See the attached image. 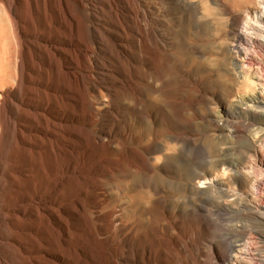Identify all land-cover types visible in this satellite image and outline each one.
<instances>
[{"label":"rangeland","instance_id":"rangeland-1","mask_svg":"<svg viewBox=\"0 0 264 264\" xmlns=\"http://www.w3.org/2000/svg\"><path fill=\"white\" fill-rule=\"evenodd\" d=\"M192 1L146 0L155 3L154 33L143 41L126 24L130 51L122 50L123 69L110 58L109 92L93 120L72 93L99 86L96 66L71 67L59 51L56 60L42 55L22 137L0 138L6 264H95L90 249L121 244L120 226L109 239L102 234L107 211L95 215L97 201L108 208L121 193L144 192L150 205L131 213L135 255L149 243L151 264H225L232 254L234 264H264V112L235 104L250 92L237 66L255 52L237 37L240 20L230 19L225 0H205L200 14ZM114 2L113 13L124 15L122 0ZM93 6L96 20L76 3L78 38L99 47L93 24L105 40L114 27L110 10ZM66 38L62 25L54 42ZM71 170L81 178L68 179Z\"/></svg>","mask_w":264,"mask_h":264},{"label":"bare ground","instance_id":"bare-ground-1","mask_svg":"<svg viewBox=\"0 0 264 264\" xmlns=\"http://www.w3.org/2000/svg\"><path fill=\"white\" fill-rule=\"evenodd\" d=\"M76 1L78 8L86 17L97 19L94 12L95 0H0V138L22 137L27 124L28 110L31 107L28 93L29 84L32 80L37 81V74L43 70V58L47 61L56 60L57 51L66 54L69 66L87 69L94 64L97 69L96 77L99 86H91L90 90L82 89L72 93V99L80 101V107L85 111L90 120L95 118L91 109L107 99L109 89L105 84L110 58L118 64L120 69L124 68L121 62L122 50L129 52V46L125 43L126 24L131 23L132 29L139 35L141 41L154 33L152 15H154L152 4L146 0H122L125 6V14H114L112 9L114 0H98L103 6L110 10L114 31L112 38L104 39L101 34L102 27L93 24L94 31L100 46L90 45L87 40L80 41L82 30L80 21L76 15ZM195 10L199 12L205 0H193ZM225 8L231 20L239 19L237 26V37L251 46L255 52V58H245L237 66L238 74L246 77L250 86L248 94H239L235 97V104H245L252 116L259 111L264 112V0H225ZM75 9V13H74ZM83 14V15H84ZM200 14V12H199ZM239 15V16H237ZM84 18V17H82ZM44 21V24H43ZM65 26L67 38L63 46H57L55 38L60 35V26ZM243 26V27H242ZM43 29V30H42ZM115 37H121L123 42L116 43ZM140 39H135L138 43ZM57 47H62L58 49ZM97 54H99L97 56ZM90 67V66H89ZM247 67V72L243 68ZM73 68L67 69L69 77H74ZM87 106V107H86ZM79 117L80 115H76ZM257 139V131H254V142ZM1 172V170H0ZM68 179L81 178L75 170H71ZM264 191V184L262 185ZM102 190V196H105ZM142 198L138 193L128 195L121 193V198H116L113 206L104 208L102 200L97 201L94 214H100L106 210L103 220L105 239L112 237L116 226L121 227V239L118 247L106 248L104 252L90 249L88 257L99 264V256L104 259L105 264H151L153 259V245L147 244L142 253L134 254V239L132 215L139 207L146 209L151 200ZM86 206L80 203V210L85 211ZM9 218V214L0 211V221ZM159 230V226L157 228ZM158 230H156L158 232ZM2 240V238H1ZM237 255H231L225 264L237 262ZM86 260L83 257L82 261ZM1 264H6L0 259ZM195 264H205L202 260L195 259ZM162 264H175L169 258L164 259ZM180 264H187L180 262Z\"/></svg>","mask_w":264,"mask_h":264}]
</instances>
